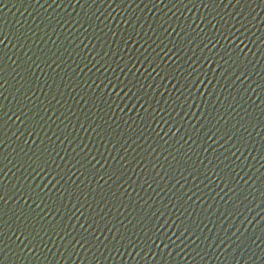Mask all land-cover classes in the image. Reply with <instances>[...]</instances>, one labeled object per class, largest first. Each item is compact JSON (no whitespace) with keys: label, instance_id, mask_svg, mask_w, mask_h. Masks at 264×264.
I'll use <instances>...</instances> for the list:
<instances>
[{"label":"water","instance_id":"1","mask_svg":"<svg viewBox=\"0 0 264 264\" xmlns=\"http://www.w3.org/2000/svg\"><path fill=\"white\" fill-rule=\"evenodd\" d=\"M0 264H264V0H0Z\"/></svg>","mask_w":264,"mask_h":264}]
</instances>
